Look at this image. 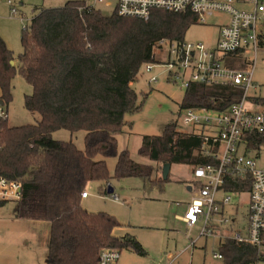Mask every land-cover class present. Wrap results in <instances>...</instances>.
<instances>
[{
  "label": "trees",
  "instance_id": "trees-1",
  "mask_svg": "<svg viewBox=\"0 0 264 264\" xmlns=\"http://www.w3.org/2000/svg\"><path fill=\"white\" fill-rule=\"evenodd\" d=\"M196 24L192 13L154 10L145 21L116 11L105 16L86 6L85 0H72L60 8L39 10L24 30L18 56L0 36V101L5 106L12 101L13 79L19 74L32 88L25 96L26 110L40 115L36 124L2 125L0 176L22 185L17 218L50 224L46 264H98L103 248L146 255L132 236L117 237L121 223L116 217L82 207L90 182H100L104 193L112 179L132 177L162 188L166 164L193 169L217 164L202 136L180 131L176 122L166 125L161 135L142 138L138 154L150 164L135 162L128 150L118 152L117 135L125 126L132 127L125 116L142 108L133 88L142 68L159 64L155 48L160 41L185 42L187 31ZM259 42L264 49V35ZM241 96L238 86L193 83L180 107L224 111ZM253 101L264 106V99ZM60 130L83 131V148L72 140L54 139L53 133ZM262 145L264 138L250 146L260 150ZM216 151L217 147L210 148ZM108 158H117L114 176ZM226 190L248 192V182L232 181ZM218 251L221 264L264 262L262 250L232 240L222 242Z\"/></svg>",
  "mask_w": 264,
  "mask_h": 264
},
{
  "label": "rangeland",
  "instance_id": "rangeland-1",
  "mask_svg": "<svg viewBox=\"0 0 264 264\" xmlns=\"http://www.w3.org/2000/svg\"><path fill=\"white\" fill-rule=\"evenodd\" d=\"M16 6L17 14L13 15L7 3L0 0V35L15 57L23 52L21 38L24 30L30 27L34 15V7L60 8L70 0H7ZM95 5L103 15L110 16L117 0H106L109 6ZM226 21L225 15H216L208 19L206 25H193L185 35V43H203L213 46L217 40L220 24ZM264 32V22L262 23ZM164 51L155 48V56L159 64H155L151 73L144 67L133 83L138 101L142 103L139 112L128 114L125 120L132 124L125 126L117 135L118 152L128 150L131 158L137 163L150 164L151 161L138 154L144 136H158L163 133L166 125L176 122L182 132L192 133L191 126H185L181 115L180 105L185 96V89L181 83L169 79L168 70L163 67ZM254 58V56H251ZM250 58V57H249ZM255 64V65H254ZM229 67H240V64H228ZM247 66H254V86L248 92L250 98L264 99V49L258 50L256 63L252 59ZM152 77L156 83H150ZM12 101L6 106L8 110V127H19L36 124L40 115L30 113L25 108V96L32 93L31 86L19 74L13 79ZM249 106V105H248ZM83 131L74 134L60 130L53 133L56 140H72L79 148H83ZM258 166L264 167V146L254 152ZM99 159H102L99 157ZM117 158H108L106 163L111 176H114ZM192 177L190 166L176 164L162 188L152 185L143 178L112 179L110 187L113 194L101 190L100 182H90L85 191L89 195L82 199L81 205L90 213H107L118 219L121 226L115 230L117 237L131 234L142 244L148 255L137 258L128 250H123L118 264H221L213 259L217 250L213 238L201 237L193 249L183 253L191 240H195L200 226L190 229L180 224L175 215L183 214L186 204L197 196L198 184L188 182ZM188 182V183H187ZM193 187L192 193L188 187ZM222 197V196H220ZM219 197V198H220ZM231 204L227 208L226 216L237 219L236 227L242 225L248 215V192L230 194ZM16 203H2L0 205V264H46V252L50 236V225L45 221H29L16 217ZM185 214V213H184ZM206 246V247H205ZM264 264V262L259 263Z\"/></svg>",
  "mask_w": 264,
  "mask_h": 264
},
{
  "label": "built area",
  "instance_id": "built-area-1",
  "mask_svg": "<svg viewBox=\"0 0 264 264\" xmlns=\"http://www.w3.org/2000/svg\"><path fill=\"white\" fill-rule=\"evenodd\" d=\"M85 1L86 6L90 7L95 5L89 1L109 6L106 0ZM154 10L192 13L197 17V23L203 25L213 16L225 15L226 21L220 24L217 40L212 47L203 43L162 40L157 48L165 52L163 67L168 70L169 79L180 82L185 90L193 83L232 85L242 90L240 99L224 111L204 107L183 109V124L191 126L192 133L202 136L203 146L218 161L216 165L209 164L193 170L199 186L197 196L190 203L183 221L190 229L200 225L201 230L198 237L190 241L187 249L193 250L201 237H211L232 240L237 245L264 251V167L258 166L253 155L259 150L250 146L253 141L264 138V106L254 102L248 95L254 86V66H247L252 59L256 63L258 50L261 49L259 40L264 32L259 28L264 22V0H117L114 9L119 16L145 21ZM11 12L16 14L14 8ZM232 61L244 62L246 66L242 69L231 68L228 64ZM144 69L151 73L154 66L147 64ZM156 82V77L150 79V83ZM7 119L8 110L0 102V132ZM214 147H217V151L210 152V148ZM235 180L241 185L248 182L249 186L247 226L236 232L230 229L234 219L223 215L224 207L231 204L230 194L242 193L241 190H226ZM21 194L22 185L19 181L0 176V203L18 204ZM87 196V192L82 194V198ZM112 198L118 199L114 194ZM217 215L221 216L216 220L221 228H226L230 233H219L214 223ZM120 255L118 249L103 248L99 253L98 264H118ZM213 258L221 260L222 255L214 253Z\"/></svg>",
  "mask_w": 264,
  "mask_h": 264
},
{
  "label": "crops",
  "instance_id": "crops-1",
  "mask_svg": "<svg viewBox=\"0 0 264 264\" xmlns=\"http://www.w3.org/2000/svg\"><path fill=\"white\" fill-rule=\"evenodd\" d=\"M70 1H72V0H70ZM2 2L3 3H7V5L10 7V10L12 9V8H14L15 10H16V14H17V11H18V9L16 8V6L14 5V4H9V2L7 1V0H2ZM67 3V2H66ZM41 8H43L42 6H36V7H34V15L36 16L37 14H39V10L41 9ZM16 14H14V15H16ZM34 16V17H35ZM33 17V18H34ZM32 18V19H33ZM1 36V35H0ZM15 64V63H14ZM172 166L173 165H171V168H170V172H169V175H170V173H171V170H172ZM191 168V170H192V177L188 180V182H195V183H197V181H196V179L194 178V176H193V168L192 167H190ZM163 171V170H162ZM161 175H162V173H161ZM169 175H168V177H169ZM187 182V183H188ZM101 185V184H100ZM188 190L192 193V191H193V187H191V186H189L188 187ZM114 191V190H113ZM197 193V192H196ZM89 197V195L86 197V198H82L83 200L84 199H87ZM118 198V197H117ZM82 201V200H81ZM190 203L191 202H189V203H187L186 204V207H185V210H184V212H183V214H181V215H175V218L178 220V222H180V224H183V225H186L187 226V224L183 221V216L185 215L184 213H186L187 211H188V209H189V207H190ZM249 205V204H248ZM227 208H228V206L227 207H224V209H223V215L224 216H226V213H227ZM88 211V210H87ZM233 216V214L231 213V216H226V217H232ZM221 216L220 215H217V216H215L214 217V223L218 226V229H219V233L220 234H225V233H230L226 228L224 229V228H221V226H220V223L218 222V221H216V220H218L219 218H220ZM233 218H234V216H233ZM234 225L230 228L231 230H234L235 232H236V230H238V231H242V229H244L246 226H247V218H246V220H245V222L242 224V225H238V227H236V222H237V219H234ZM49 224V223H48ZM50 225V224H49ZM200 225H197V226H195L194 228H196V227H199ZM194 228H192V229H194ZM200 230H201V226H200ZM200 232V231H199ZM244 232V231H243ZM126 235H130V236H132L131 234H126ZM125 235V236H126ZM135 240H137L136 238H135V236H132ZM205 238H209V237H205ZM214 239V241H215V244H216V251L214 252V253H220L219 251H218V247L220 246V244L222 243V242H224V240H221L220 238H213ZM138 241V240H137ZM198 241V240H197ZM139 242V241H138ZM140 243V242H139ZM141 244V243H140ZM141 246H142V244H141ZM143 247V246H142ZM188 247V246H187ZM187 247L184 249V251H183V253H186L187 251H190L191 252V254H193L194 252H193V250H191V249H187ZM206 247V246H205ZM144 248V247H143ZM195 248H196V246H195ZM145 250V249H144ZM129 251V250H128ZM146 251V250H145ZM263 251V250H262ZM122 252V251H121ZM131 254H134V256L135 257H137V258H143V257H145V256H147L148 255V253H147V251H146V255L145 256H139V255H137L136 253H134V252H132V251H129ZM264 252V251H263ZM213 253V254H214ZM46 254H47V252H46ZM214 259V258H213ZM215 260H217V259H215ZM46 261V260H45ZM220 262H221V260H219ZM170 264V263H169ZM191 264H193V262L191 263Z\"/></svg>",
  "mask_w": 264,
  "mask_h": 264
},
{
  "label": "water",
  "instance_id": "water-1",
  "mask_svg": "<svg viewBox=\"0 0 264 264\" xmlns=\"http://www.w3.org/2000/svg\"><path fill=\"white\" fill-rule=\"evenodd\" d=\"M11 65H14V62L13 61L11 62ZM1 103H3V102H1ZM170 168H171V165L170 164H166V165L163 166L162 178L164 180H167L168 179V175H169V172H170ZM108 194H113V188L112 187H109Z\"/></svg>",
  "mask_w": 264,
  "mask_h": 264
}]
</instances>
